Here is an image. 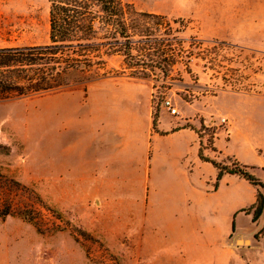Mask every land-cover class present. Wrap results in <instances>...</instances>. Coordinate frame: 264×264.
I'll return each instance as SVG.
<instances>
[{
	"label": "rangeland",
	"instance_id": "obj_1",
	"mask_svg": "<svg viewBox=\"0 0 264 264\" xmlns=\"http://www.w3.org/2000/svg\"><path fill=\"white\" fill-rule=\"evenodd\" d=\"M122 1L166 16L191 60L177 63L167 79L158 71L135 79L120 74L122 57L113 56L104 69L70 73L72 85L62 91L0 101V206L12 211L0 223V264H159V249L133 231L131 238L127 230L115 237L120 225L113 214L141 209L122 196L133 185L63 182L49 168L50 140L71 127L73 107L85 103L88 88L93 102L120 91L135 96L143 107L140 117L137 105V127L145 125L148 111L157 120L162 112L178 129L199 125L204 149H214L216 136L231 134L264 148V0ZM50 5L0 0V48L47 45ZM165 98L178 116L162 109ZM222 117L229 122L219 126ZM256 237L243 247L264 248V228Z\"/></svg>",
	"mask_w": 264,
	"mask_h": 264
},
{
	"label": "crops",
	"instance_id": "obj_2",
	"mask_svg": "<svg viewBox=\"0 0 264 264\" xmlns=\"http://www.w3.org/2000/svg\"><path fill=\"white\" fill-rule=\"evenodd\" d=\"M87 92L85 103L73 107L71 127L50 140L49 168L63 182L133 185L122 196L141 209L113 214L123 227L115 237L127 230L131 238L133 231L148 247L159 249V264H264V248L227 245L233 224L246 231L258 225L253 212H241L257 202V189L231 174L215 189L218 170L199 157V125L178 129L161 112L155 130L148 111L145 125L137 127V105L140 117L143 107L135 96L120 91L93 102L91 88ZM213 147L203 150L206 157L218 162L234 158L253 167L250 172L264 182V148L250 138L216 136ZM239 215L246 223L238 224ZM96 232L105 237L104 231Z\"/></svg>",
	"mask_w": 264,
	"mask_h": 264
},
{
	"label": "trees",
	"instance_id": "obj_3",
	"mask_svg": "<svg viewBox=\"0 0 264 264\" xmlns=\"http://www.w3.org/2000/svg\"><path fill=\"white\" fill-rule=\"evenodd\" d=\"M50 3L47 45L0 48V101L62 91L72 85L70 73L104 69L107 59L113 56L122 57L120 74L135 79H148L157 71L167 79L177 63L188 64L191 60L185 39L176 35L178 31L164 15L139 12L122 0ZM157 121L154 117L155 130ZM203 150L201 142L200 159L218 170L215 189L226 174L237 175L257 189V202L241 210L253 212V221L257 222L264 207V182L250 172L253 167L234 158L218 162L206 157ZM11 212L6 203L1 205L0 223Z\"/></svg>",
	"mask_w": 264,
	"mask_h": 264
},
{
	"label": "water",
	"instance_id": "obj_4",
	"mask_svg": "<svg viewBox=\"0 0 264 264\" xmlns=\"http://www.w3.org/2000/svg\"><path fill=\"white\" fill-rule=\"evenodd\" d=\"M264 193V189H261ZM264 228V207L260 216V220L258 225L249 230V233H246V230L242 229L241 227H236L233 230V233L228 241V244L234 247H240V246H250L252 241L251 239H256L259 232ZM248 232V231H247ZM241 237H245V241H240L239 239Z\"/></svg>",
	"mask_w": 264,
	"mask_h": 264
},
{
	"label": "built area",
	"instance_id": "obj_5",
	"mask_svg": "<svg viewBox=\"0 0 264 264\" xmlns=\"http://www.w3.org/2000/svg\"><path fill=\"white\" fill-rule=\"evenodd\" d=\"M161 106L166 109L168 111L169 114H171L172 116H178L179 115V110L176 107L175 103L172 101V99L170 98H165L162 103ZM229 120L226 117H222L219 120V126H224L226 124H228Z\"/></svg>",
	"mask_w": 264,
	"mask_h": 264
}]
</instances>
